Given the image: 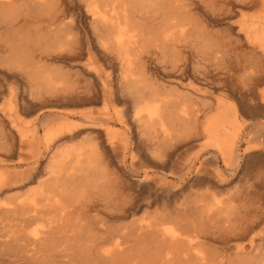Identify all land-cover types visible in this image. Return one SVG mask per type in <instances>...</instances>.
<instances>
[{"label":"rangeland","instance_id":"rangeland-1","mask_svg":"<svg viewBox=\"0 0 264 264\" xmlns=\"http://www.w3.org/2000/svg\"><path fill=\"white\" fill-rule=\"evenodd\" d=\"M208 1L194 0L195 32L202 37L193 34L199 45L184 51L185 76H166L157 60L147 62L154 78L149 82L173 97L179 94V102L190 109H199L191 121L195 135L175 138L174 144L134 122L136 109L120 83L119 66L108 63L97 48L75 59L58 51L43 54L42 74L59 81L53 94L40 80L21 78L0 63V204L26 197L47 178L52 159L82 145L97 146L110 176L123 182L127 205L135 210L125 223L150 218L163 206L192 207L202 196L210 201L211 196L223 200L247 191L263 193L264 0ZM72 14L83 28L89 27L83 5ZM168 65L164 67L171 71ZM177 105L170 104L168 110ZM234 202L238 210L249 204L241 198ZM263 211L259 209L243 236L230 241L231 255L253 254L264 245ZM214 222L221 227L223 218ZM45 226L40 220L27 231L42 232ZM11 230L0 229V264H67L47 258L41 244L15 254L6 242Z\"/></svg>","mask_w":264,"mask_h":264},{"label":"bare ground","instance_id":"bare-ground-1","mask_svg":"<svg viewBox=\"0 0 264 264\" xmlns=\"http://www.w3.org/2000/svg\"><path fill=\"white\" fill-rule=\"evenodd\" d=\"M80 5L89 16L86 29L72 14ZM195 10L194 0H0V63L21 78L40 80L53 94L59 81L42 74L43 54L58 51L75 59L97 48L108 63L117 62L120 83L136 109L134 122L169 143L188 139L197 131L191 121L199 109L149 82L147 62L157 60L166 76H185L184 51L199 45L193 34L202 37L195 32ZM172 103L178 105L169 111ZM82 146L52 159L47 178L37 180L38 187L26 197L0 204V229L12 228L6 242L15 254L41 244L47 258L67 264H264V245L244 256L228 252L230 241L243 236L259 216L264 192L223 200L211 196L210 201L202 196L192 207L163 206L150 218L125 223L135 210L127 205L123 182L110 176L97 146ZM236 198L249 204L238 210ZM215 218H223L221 227L213 225ZM40 220L46 222L42 232L27 231Z\"/></svg>","mask_w":264,"mask_h":264}]
</instances>
